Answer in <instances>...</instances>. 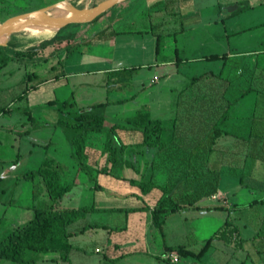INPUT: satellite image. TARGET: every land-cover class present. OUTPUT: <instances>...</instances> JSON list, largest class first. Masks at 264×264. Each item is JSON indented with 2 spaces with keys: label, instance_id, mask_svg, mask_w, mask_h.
<instances>
[{
  "label": "crops",
  "instance_id": "0c3cea01",
  "mask_svg": "<svg viewBox=\"0 0 264 264\" xmlns=\"http://www.w3.org/2000/svg\"><path fill=\"white\" fill-rule=\"evenodd\" d=\"M241 1H246L250 7L240 12L226 10L227 5L239 4L238 2ZM141 3L149 6L147 14L143 15V19L147 18L151 21L149 27L116 30L115 25L120 23L119 19L112 24L105 21L97 26L93 25L94 22L81 24L84 26H78L70 40L48 45L38 50L31 58L9 59L0 67L1 70L14 60L34 63L39 61L38 57L42 55L41 59H51L52 68L56 65L60 66V73L32 85L31 88L27 84L21 85L24 88L16 97H24L34 89L40 88L45 82L55 81L59 76L63 81L77 79L79 85L86 87L92 85L87 82L92 79V82L100 81L98 84L101 89L100 98L97 101L82 103L76 110L107 101L104 107L95 108V112L104 114L108 122H125L126 118L134 116L141 108H146L151 118L162 120L165 127L162 138L166 141V145L162 148L135 147L133 144L142 141L140 131L117 130L121 141L127 146L123 156L133 163V167L122 165L121 168L119 165L112 169V174L108 175L116 178V185L118 181L124 185L128 184L125 190L128 192L129 199L126 200L135 198L136 205L98 206L94 201L91 203L83 201V192L91 193L94 189V181L86 178V174L78 170V160L73 154L71 145V138L76 133L67 132L68 129H72L70 125L72 122L55 116H52L51 120L46 119L30 109L25 111L24 118L17 120L13 118L12 109L3 107L0 111V136L7 140L11 155L0 157L2 165L0 193L4 195L0 198V225L4 220L7 224L0 237L7 230L28 221L33 215L34 207L45 206L48 203L49 197L42 177L35 175L29 180L24 177L27 172L37 170L44 161H47L45 167L57 170L59 180L69 175L70 177L77 175L79 178L77 186L82 191L80 205L94 204L98 208L141 206L151 208L161 194L159 189L153 188L148 193L142 194L137 186L117 178L148 179L151 177L159 184H167L171 187L179 184L175 195L191 194L193 204L207 215L220 211L221 208H213V206L232 208L230 204L224 203L195 204L199 199H196L192 190L188 187L184 188L183 181L178 183L187 176L182 172V162H188L191 158L198 156L200 146L206 145L203 138H196L184 132V129H193L199 125L198 110H196L199 98L203 107L206 108L205 112L209 113L214 108L215 90L209 87L199 89L196 86L198 83H208L217 76L223 82L222 96L227 103L232 104L228 109L230 117L225 123L228 122L229 127L238 123L237 130H240L239 125L243 119L240 114H243L248 107L250 108L247 104L250 101L254 105L257 96L255 91L248 93L245 91L250 85L257 84L264 69V19L258 22L252 21L256 9L264 6V0H144ZM219 6H222L223 11ZM211 54L223 57L208 59L207 56ZM35 73L36 71H31L22 74L20 83L23 84L30 74ZM110 75H115V78H110ZM199 75H202L201 79L195 83L190 82L192 77ZM105 78L107 81L111 79L114 83L112 87L117 90L125 89L132 83L135 89L124 95L116 93L109 99V94L114 91L102 90L106 86V82L103 81ZM12 86L3 85L0 87V92H5ZM89 96L91 94L86 96L84 93L80 100L85 102ZM122 99L125 100L118 102ZM59 109L52 107L48 113H54ZM227 130L232 131L230 128ZM228 136L234 138L232 135H224V137ZM105 139L106 131L90 132L85 141L87 153L85 162L93 168L92 174L95 181L103 189L106 185L98 182L100 173L95 170L103 164L97 167L93 162L96 158H92L91 152L92 147L100 143L101 155ZM211 140L206 145L208 153L215 144L211 145ZM22 157L25 158V168L16 172L15 167L19 165ZM125 169H128L127 173H123L122 170ZM19 183L28 185L25 190L29 197L27 203L13 201L11 189ZM243 189L246 188L239 186L238 189L233 190V196H229L230 202L236 205L235 208H241V204L248 208L256 206L264 208V203L247 205L251 200L263 197V193L242 202L232 201L231 198H235ZM69 192L63 196L60 208H67L64 205V198ZM113 196L119 201L116 191L111 194V197ZM237 212L234 210L233 216L229 215L233 224L238 228L240 224L250 226L257 235L256 224H264V215L258 220L257 218L250 220L246 217L240 220L235 215ZM94 213L96 212H89L84 218L68 226V229L73 232L69 237L72 248L67 254L68 259H64L61 253L54 252L44 254L42 257L37 255L35 262L73 264V260L79 259L82 264H118L121 261H128L127 264H160L155 260H161L169 264H177L182 255L177 254L174 248L182 246L189 249L188 236H179L180 234L176 232L173 236H160L159 239L156 236H148L149 227L152 226L149 209L133 213L121 211L120 213L124 214L123 226L126 227L124 230L127 233L122 235L118 233L124 231H119L117 227L119 221H116L114 225L90 221L89 218ZM171 215L172 213L166 216L165 222ZM135 218L138 219V228L132 236L129 226ZM99 227H104L106 231L102 236H83L86 231ZM193 238L196 239L195 236H192V240ZM170 253L178 255L176 263L170 261L168 257ZM29 256L34 257L35 254L32 253ZM258 264H263V261L259 260Z\"/></svg>",
  "mask_w": 264,
  "mask_h": 264
},
{
  "label": "rangeland",
  "instance_id": "374dc122",
  "mask_svg": "<svg viewBox=\"0 0 264 264\" xmlns=\"http://www.w3.org/2000/svg\"><path fill=\"white\" fill-rule=\"evenodd\" d=\"M65 1L66 0H0V22L9 16L34 10L51 4L52 2L57 3L55 6L57 7ZM143 1L144 0H126L116 4L102 13V15L94 21L93 25L97 26L105 21H107L108 24H112L116 19H119L120 23L115 25L116 30L149 27L151 21L147 18L143 19V15L147 14L149 6L142 5L141 2ZM243 4L247 5V2L244 1ZM262 19H264V6L256 9L252 21L258 22ZM242 23L241 25H243ZM78 26L84 25L70 24L63 29V32H75ZM28 40L29 39L26 38L16 37L13 34L7 37V43L12 49L14 48L16 50H26L28 47L38 44L41 41L29 44ZM12 49L9 51V49L4 50L1 48L0 58H3L4 55L7 58L14 59L15 54L12 52ZM28 56L30 55H23V58H28ZM38 58H40V60L34 63L26 60L22 62H17L15 60L10 61L6 67L0 70V87L3 85H13L7 91L0 92V111L3 107L10 108L13 110V118L19 120V118H24L25 111L30 109L46 119L51 120V117L55 116L73 122L75 116L78 114V110L76 109L80 104L97 101L98 98H100L101 89L98 85L100 81L92 82V79L89 81L87 80V82L92 83V85L86 87L82 84L79 85L77 79L71 78L68 81H63L60 76L55 81L45 82L40 88L34 89L24 97H16L24 88L23 86L25 84L31 88L32 85H36L40 81L60 73V66L56 65L53 68L50 66L51 59H41L42 55H39ZM31 71H36V73L34 75L30 74L29 78L27 77L23 84L20 83L21 75L30 73ZM112 77L115 78V75H110V78ZM103 81L104 83L106 82V86H104L102 90L108 89L109 91H114L109 94V99L116 93L124 95L135 89L132 83V85H129V87L125 89L117 90L112 87L114 83L113 81L111 82V79L107 81L105 78ZM196 87L199 89L209 87L215 90L214 108L209 113L205 112L206 108L203 107L200 101L201 99L199 98L198 106H196L199 125L195 126L193 129H184V132L192 134L196 138H203L207 145V142H210L212 138L213 123L223 112L224 108H226L227 101L222 96L223 82L217 76L208 83H198ZM84 93L86 96L91 94L85 102L80 100V97ZM247 104H249L250 108L248 107L243 114H240L241 118H243L239 125L240 130H237L238 123L233 124L231 127H229L228 122L221 125L222 130L230 128L233 131L232 136H234V138L229 136L224 137L222 134L216 139L209 153L207 152V146L201 145L198 150V156L191 158L188 162H182V172L187 175V179L184 180L182 184L184 188L188 187L191 189L193 194L196 195V199H199V201L194 199V201H197L195 204L209 205L212 203H224L230 204L232 208H226L225 212L223 209H220V211L217 210L210 215L198 209H183L177 213H172L171 217L167 218L161 231L153 225L150 226L148 236H156L159 239L160 236H173L176 232L180 234L179 236H188L187 246L189 250L198 252L206 238H208L213 231L215 232L216 228L223 223L226 215L228 214L230 217L233 216L234 210L238 211L235 215L238 219L240 218V220H243L241 219L242 217L250 218V220L257 218L258 220L259 217L261 218L264 215V208L261 209V206L248 208L241 204V208H235L236 205L230 202L229 197L233 196V190L238 189L239 186L246 189L240 191L235 198H231L232 201L242 202L249 197H257L262 193L264 194V161L260 160L257 156V150L260 144L253 147L248 140V128L251 125V117L254 114V105L252 101ZM52 107H58L60 109L54 113H48V110ZM201 117L203 119H201ZM67 132L69 134H74L76 133V129L72 127V129H68ZM0 141V157L10 156L11 150L10 146L7 144V140L0 136ZM99 145L100 143L96 144V147L93 146L91 152L92 158H96L93 162L96 163L97 167L104 164L106 160V155L104 153L100 155ZM120 167L122 168L123 166L121 165ZM1 168L2 165L0 164V171ZM24 168L25 158L22 157L19 165L15 167V170L16 172H20ZM5 169H7V167H5ZM122 171L123 173H127L128 169ZM72 177L73 175L71 177L69 175L65 178H60V181L61 183H67L71 181ZM97 179L99 183L106 185V188H94L91 193L83 192L84 202L91 203L94 201L98 206L136 205L135 198L132 199L133 201L126 200L129 199L127 196L128 192L125 190L128 186L127 183L124 185L121 181H118V185H116V178H112V176L103 173H100ZM77 185H79V183ZM77 185H74L71 191L65 196L64 205L66 207L80 205L82 191ZM27 186L24 185V183H19L16 187L11 186L13 201H18L19 203H27L29 201L28 194L25 192ZM114 191H116L119 201L114 196L111 197ZM2 197H4V195L0 193V198ZM123 216L124 214L120 213V211H97L91 215L89 220L109 223L110 225H114L116 221H119L117 227L120 231L126 229V227L123 226ZM140 221L142 222L143 219L141 218ZM141 222H139V224L142 226ZM137 223L138 219L135 218L134 222L131 221L129 226L131 231L130 235L132 236L133 232L138 228ZM6 226L7 224L4 220L0 225V234L6 229ZM255 228L258 232L257 235L250 226L240 224L239 233L243 238L241 243H239L238 240L224 242L223 240L214 239L202 258L198 259L196 257L191 258L182 256L177 264H258L259 260H262L264 264V237H261L264 236V224H256ZM113 230L115 229L113 228ZM105 233L104 227H99L86 231L83 236H102ZM118 233L121 235L127 234L125 230ZM192 236H195L196 239L194 240L193 238L192 240ZM177 254H179L178 251ZM155 261L160 264H169L166 261ZM127 263L128 261H121L118 264ZM0 264L19 263L8 259H0ZM20 264L55 263L51 261H25ZM73 264H82V262L76 259L73 260Z\"/></svg>",
  "mask_w": 264,
  "mask_h": 264
},
{
  "label": "trees",
  "instance_id": "16d2710c",
  "mask_svg": "<svg viewBox=\"0 0 264 264\" xmlns=\"http://www.w3.org/2000/svg\"><path fill=\"white\" fill-rule=\"evenodd\" d=\"M238 3L239 7L235 12L243 11L250 7L248 4L244 5L242 1ZM221 7L222 6H219V8ZM101 15L97 16L91 22L97 20ZM67 26L60 28L52 37L43 39L38 44L30 46L26 50L12 49L8 43L5 46L0 45V50L1 48L4 50L9 49V51L12 49V52L15 54L14 58H23V55L26 54H29L30 56H28V58H31L38 50L48 45L55 43L59 44L73 38L74 32H63V29ZM221 57L223 56L217 54L207 56L208 59L212 60ZM9 59L11 58H7L3 55V58H0V67ZM201 77L202 75L192 77L190 82L195 83L201 79ZM260 78L257 84L250 85L245 93L250 91H255L257 93L254 101V114L251 117V125L248 128V140L253 147L260 144L257 150V156L260 160L264 161V69ZM124 100L125 99L118 100V102ZM107 103V101L99 102L79 108L75 120L70 123V125L76 129V134L71 138V145L73 154L78 160V170L84 171L88 179L94 181L93 187L96 189L102 187L95 181V177L92 174L93 168L85 162L87 158L85 141L90 132L106 131V139L103 142L102 148V153L106 155V160L100 168L95 169L97 173L112 174V169L119 165L133 167V163L123 156L127 146L121 141L117 134V130L129 129L140 131L142 133V141L133 144L135 147L147 146L162 148L166 145V141L162 138V132L165 130L162 120L159 118H151L146 108L138 109L135 115L126 118L125 122L111 123L106 120L104 114L95 112V108L104 107ZM231 105V103H227L226 109L223 110L213 123L211 145L214 144L216 139L222 134L232 135V131L222 130L221 128V125L230 117L228 109ZM46 165L47 161H44L42 166L37 170L27 172L24 174V177L26 179H31L35 175L41 176L49 201L45 206L34 207L32 217L24 224L15 226L1 235L0 259H8L17 263H23L25 261L31 262L36 260L37 255L42 257L44 254L54 252L61 253L64 259H68L67 254L72 248L69 237L73 234V232L68 229V226L84 218L89 212L122 211L125 213H133L149 209L152 225L161 231L168 214L191 207L199 209L193 204L191 194L175 195L179 184L176 187H171L167 184L156 183L151 177L148 179L117 177L131 185L137 186L142 194L148 193L153 188L159 189L161 194L151 208L145 206L98 208L95 207L94 204L60 208L63 196L69 192L74 185H77L79 181L77 175H75L71 182L61 183L57 170L48 169L45 167ZM186 179L187 178L184 177L178 183ZM262 203H264V196L251 200L247 205L253 206ZM213 208L224 209L225 206H213ZM214 239L223 240L224 242L238 240V242L241 243L243 241V238L240 237L238 226L233 224L228 215L222 226L206 238L198 252H194L182 246H178L174 249L182 256H192L200 259L206 253ZM32 253L35 254L34 257L29 256Z\"/></svg>",
  "mask_w": 264,
  "mask_h": 264
},
{
  "label": "water",
  "instance_id": "95a60500",
  "mask_svg": "<svg viewBox=\"0 0 264 264\" xmlns=\"http://www.w3.org/2000/svg\"><path fill=\"white\" fill-rule=\"evenodd\" d=\"M70 10L63 15H50L48 10L54 8L57 3H51L46 6L15 14L5 18L0 22V45L7 44V37L29 25H47L56 28V32L70 24H82L93 21L97 16L104 13L109 8L126 0H101L90 6L75 7L69 0ZM238 8L237 3L226 6L228 12H233Z\"/></svg>",
  "mask_w": 264,
  "mask_h": 264
},
{
  "label": "bare ground",
  "instance_id": "6f19581e",
  "mask_svg": "<svg viewBox=\"0 0 264 264\" xmlns=\"http://www.w3.org/2000/svg\"><path fill=\"white\" fill-rule=\"evenodd\" d=\"M101 0H69L75 7H85L90 6L96 2ZM71 8V5L65 1L58 5L57 7L48 10V14L50 15H63L67 13ZM56 33V28L47 26V25H29L21 30L13 32L12 34L19 38L29 39L28 43L33 44L43 39H47L52 37ZM27 43V45H28Z\"/></svg>",
  "mask_w": 264,
  "mask_h": 264
},
{
  "label": "built area",
  "instance_id": "2783aa9c",
  "mask_svg": "<svg viewBox=\"0 0 264 264\" xmlns=\"http://www.w3.org/2000/svg\"><path fill=\"white\" fill-rule=\"evenodd\" d=\"M168 257L170 258V261H172L173 263H176L178 261V255L177 254L170 253L168 255Z\"/></svg>",
  "mask_w": 264,
  "mask_h": 264
}]
</instances>
